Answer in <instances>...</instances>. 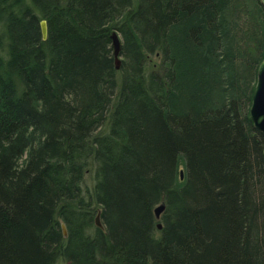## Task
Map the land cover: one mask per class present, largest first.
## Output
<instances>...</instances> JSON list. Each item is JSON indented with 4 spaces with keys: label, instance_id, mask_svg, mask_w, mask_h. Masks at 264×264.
Listing matches in <instances>:
<instances>
[{
    "label": "trees",
    "instance_id": "1",
    "mask_svg": "<svg viewBox=\"0 0 264 264\" xmlns=\"http://www.w3.org/2000/svg\"><path fill=\"white\" fill-rule=\"evenodd\" d=\"M0 23V264H264L259 0H0Z\"/></svg>",
    "mask_w": 264,
    "mask_h": 264
},
{
    "label": "water",
    "instance_id": "2",
    "mask_svg": "<svg viewBox=\"0 0 264 264\" xmlns=\"http://www.w3.org/2000/svg\"><path fill=\"white\" fill-rule=\"evenodd\" d=\"M264 10V0H259ZM41 34L45 38L47 36V22L45 19L40 20ZM113 56L115 60V66L118 68L120 64V46L121 40L116 30L111 33ZM249 114L253 121L254 126L260 131H264V54L257 65L256 81L251 95V101L249 105ZM182 175V171H180ZM164 208V204L160 203L154 209L155 216L159 219L160 214ZM96 224L100 226L99 215L95 218ZM161 224H158L160 227ZM63 233L66 234V228L62 225Z\"/></svg>",
    "mask_w": 264,
    "mask_h": 264
},
{
    "label": "rangeland",
    "instance_id": "3",
    "mask_svg": "<svg viewBox=\"0 0 264 264\" xmlns=\"http://www.w3.org/2000/svg\"><path fill=\"white\" fill-rule=\"evenodd\" d=\"M1 29H2V25H1V23H0V30H1ZM151 58H152V59H157L156 56H154V55H151Z\"/></svg>",
    "mask_w": 264,
    "mask_h": 264
}]
</instances>
